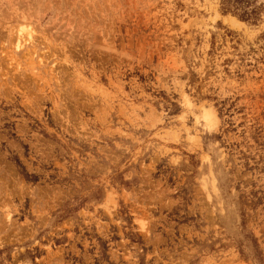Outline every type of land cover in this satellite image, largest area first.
<instances>
[{
	"label": "rangeland",
	"instance_id": "obj_1",
	"mask_svg": "<svg viewBox=\"0 0 264 264\" xmlns=\"http://www.w3.org/2000/svg\"><path fill=\"white\" fill-rule=\"evenodd\" d=\"M238 5L0 0V264H264V0Z\"/></svg>",
	"mask_w": 264,
	"mask_h": 264
},
{
	"label": "trees",
	"instance_id": "obj_2",
	"mask_svg": "<svg viewBox=\"0 0 264 264\" xmlns=\"http://www.w3.org/2000/svg\"><path fill=\"white\" fill-rule=\"evenodd\" d=\"M241 0H220V8L222 11H227L231 7L234 9L240 10V13L237 14V17L241 20H248L253 22L257 19V12L254 8H245L246 6L238 5ZM232 10V11H233Z\"/></svg>",
	"mask_w": 264,
	"mask_h": 264
}]
</instances>
